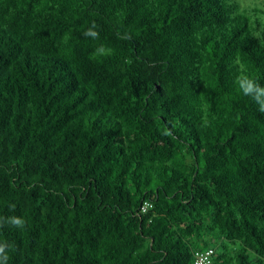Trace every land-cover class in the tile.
Here are the masks:
<instances>
[{
	"label": "trees",
	"instance_id": "trees-1",
	"mask_svg": "<svg viewBox=\"0 0 264 264\" xmlns=\"http://www.w3.org/2000/svg\"><path fill=\"white\" fill-rule=\"evenodd\" d=\"M262 3L0 0L7 264H264Z\"/></svg>",
	"mask_w": 264,
	"mask_h": 264
},
{
	"label": "clouds",
	"instance_id": "clouds-1",
	"mask_svg": "<svg viewBox=\"0 0 264 264\" xmlns=\"http://www.w3.org/2000/svg\"><path fill=\"white\" fill-rule=\"evenodd\" d=\"M95 24L90 28L85 35L91 36L93 38L98 37V33L94 31ZM236 83L238 84L239 89L245 96H250L253 101L259 106L258 110L264 113V86H261L249 75L244 74L243 72L236 78ZM9 223L17 227L24 226V220L20 217H11L9 218ZM8 256L6 253V246L0 244V264H7Z\"/></svg>",
	"mask_w": 264,
	"mask_h": 264
},
{
	"label": "built area",
	"instance_id": "built-area-1",
	"mask_svg": "<svg viewBox=\"0 0 264 264\" xmlns=\"http://www.w3.org/2000/svg\"><path fill=\"white\" fill-rule=\"evenodd\" d=\"M148 203H145L142 207L143 210L146 209ZM213 253L212 249H208L205 252L197 253V263L198 264H209L211 262V254Z\"/></svg>",
	"mask_w": 264,
	"mask_h": 264
},
{
	"label": "rangeland",
	"instance_id": "rangeland-1",
	"mask_svg": "<svg viewBox=\"0 0 264 264\" xmlns=\"http://www.w3.org/2000/svg\"><path fill=\"white\" fill-rule=\"evenodd\" d=\"M256 1H263L262 5L264 4V0H243V4L244 5H249L252 2H256ZM264 6V5H263Z\"/></svg>",
	"mask_w": 264,
	"mask_h": 264
}]
</instances>
